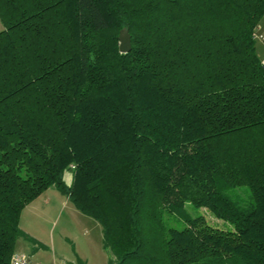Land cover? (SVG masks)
<instances>
[{"label":"trees","instance_id":"trees-1","mask_svg":"<svg viewBox=\"0 0 264 264\" xmlns=\"http://www.w3.org/2000/svg\"><path fill=\"white\" fill-rule=\"evenodd\" d=\"M263 16L264 0H0V264L51 186L101 225L108 264H264Z\"/></svg>","mask_w":264,"mask_h":264},{"label":"rangeland","instance_id":"rangeland-1","mask_svg":"<svg viewBox=\"0 0 264 264\" xmlns=\"http://www.w3.org/2000/svg\"><path fill=\"white\" fill-rule=\"evenodd\" d=\"M2 29L3 23L0 19V30ZM255 41L256 49L263 44L258 38ZM187 208L193 214H203L211 225L222 223V220L204 207ZM58 210L60 216L57 213L56 220L50 226L46 237L50 239L53 234L55 248L50 244L48 250H34L30 252V259L42 261L44 264H72L77 260L79 264H108L109 253L103 248L100 224L94 218L77 210L71 202L61 205Z\"/></svg>","mask_w":264,"mask_h":264},{"label":"crops","instance_id":"crops-1","mask_svg":"<svg viewBox=\"0 0 264 264\" xmlns=\"http://www.w3.org/2000/svg\"><path fill=\"white\" fill-rule=\"evenodd\" d=\"M258 27L259 31H264V16L260 20ZM256 52L260 61L264 60V43L256 49ZM72 177L73 173L71 170L65 171L63 179L67 185L71 183ZM68 202L71 201L66 195L59 192V190H57L55 187L51 186L45 189L33 201L27 204L20 213L18 224L19 228L28 236L27 239L29 240H26V237L22 235L18 236L15 241L14 252H21L30 257V252H33L34 250L39 251L40 249L48 250V245L50 244L55 248L53 234L51 235L50 239H47L46 237L50 226L56 220L57 213L59 211L58 209L61 205H66ZM58 215L60 216L59 213ZM29 241H31V243ZM31 261L35 264H44L42 261L37 262L33 261L32 259ZM72 264H79V261L77 260Z\"/></svg>","mask_w":264,"mask_h":264},{"label":"built area","instance_id":"built-area-1","mask_svg":"<svg viewBox=\"0 0 264 264\" xmlns=\"http://www.w3.org/2000/svg\"><path fill=\"white\" fill-rule=\"evenodd\" d=\"M254 38L255 39L258 38L264 43V31L262 32V31H259V29H257L254 33ZM260 62H261V65L264 66V60H261ZM10 264H35V263L31 261L28 255L21 253V252H13L10 257Z\"/></svg>","mask_w":264,"mask_h":264},{"label":"water","instance_id":"water-1","mask_svg":"<svg viewBox=\"0 0 264 264\" xmlns=\"http://www.w3.org/2000/svg\"><path fill=\"white\" fill-rule=\"evenodd\" d=\"M119 41V51L121 53H126L131 49V35L128 28L123 27L120 29L118 34Z\"/></svg>","mask_w":264,"mask_h":264}]
</instances>
